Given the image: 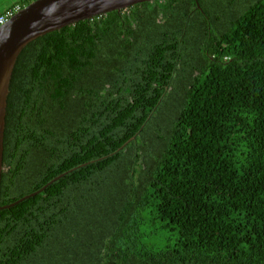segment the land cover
Here are the masks:
<instances>
[{"label": "trees", "instance_id": "trees-1", "mask_svg": "<svg viewBox=\"0 0 264 264\" xmlns=\"http://www.w3.org/2000/svg\"><path fill=\"white\" fill-rule=\"evenodd\" d=\"M16 58L0 206L66 173L0 209V264H264V0L136 3Z\"/></svg>", "mask_w": 264, "mask_h": 264}, {"label": "water", "instance_id": "water-1", "mask_svg": "<svg viewBox=\"0 0 264 264\" xmlns=\"http://www.w3.org/2000/svg\"><path fill=\"white\" fill-rule=\"evenodd\" d=\"M146 1L151 0H32L0 24V172L3 170L1 158L6 116L21 65L16 57L22 47L36 37L77 21L102 16L110 11H119ZM65 173L54 176L39 189L1 205L0 209L9 208L34 196Z\"/></svg>", "mask_w": 264, "mask_h": 264}, {"label": "built area", "instance_id": "built-area-1", "mask_svg": "<svg viewBox=\"0 0 264 264\" xmlns=\"http://www.w3.org/2000/svg\"><path fill=\"white\" fill-rule=\"evenodd\" d=\"M20 8L18 3L8 6L0 13V24L4 23L16 10Z\"/></svg>", "mask_w": 264, "mask_h": 264}, {"label": "rangeland", "instance_id": "rangeland-1", "mask_svg": "<svg viewBox=\"0 0 264 264\" xmlns=\"http://www.w3.org/2000/svg\"><path fill=\"white\" fill-rule=\"evenodd\" d=\"M13 1H17V0H0V9L2 7L4 9V8L10 6L11 4H13ZM150 241H154L155 245L159 243V241L157 239H151Z\"/></svg>", "mask_w": 264, "mask_h": 264}, {"label": "crops", "instance_id": "crops-1", "mask_svg": "<svg viewBox=\"0 0 264 264\" xmlns=\"http://www.w3.org/2000/svg\"><path fill=\"white\" fill-rule=\"evenodd\" d=\"M3 8V7H2Z\"/></svg>", "mask_w": 264, "mask_h": 264}]
</instances>
